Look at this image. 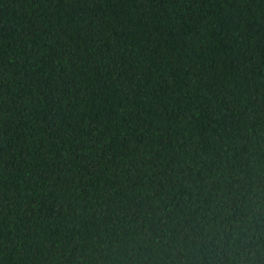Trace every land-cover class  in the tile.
<instances>
[{
  "label": "trees",
  "instance_id": "trees-1",
  "mask_svg": "<svg viewBox=\"0 0 264 264\" xmlns=\"http://www.w3.org/2000/svg\"><path fill=\"white\" fill-rule=\"evenodd\" d=\"M0 264H264V0H0Z\"/></svg>",
  "mask_w": 264,
  "mask_h": 264
}]
</instances>
